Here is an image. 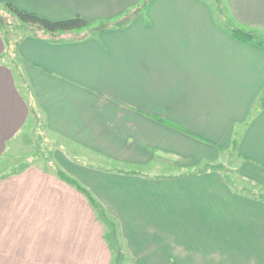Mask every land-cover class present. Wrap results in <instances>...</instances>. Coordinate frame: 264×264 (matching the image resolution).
I'll return each mask as SVG.
<instances>
[{
    "label": "crops",
    "instance_id": "1",
    "mask_svg": "<svg viewBox=\"0 0 264 264\" xmlns=\"http://www.w3.org/2000/svg\"><path fill=\"white\" fill-rule=\"evenodd\" d=\"M0 1L92 24L144 0ZM223 5L264 37V0ZM230 28L209 0H147L89 34L0 30V160L30 119L57 139L47 163L0 169V264H112L101 212L59 172L115 220L131 264H264V197L219 170H144L232 150L239 183L264 187V49Z\"/></svg>",
    "mask_w": 264,
    "mask_h": 264
},
{
    "label": "rangeland",
    "instance_id": "2",
    "mask_svg": "<svg viewBox=\"0 0 264 264\" xmlns=\"http://www.w3.org/2000/svg\"><path fill=\"white\" fill-rule=\"evenodd\" d=\"M209 1L213 5H215L217 18L223 20L224 22L229 23L230 27H234V25L228 20L229 15L226 12V9L223 5V0H209ZM4 4H5L4 2L0 1V30L2 31L4 36H6L7 38L14 37V39H16L18 35L21 33H35L37 31L36 26L22 22L16 14L6 9L4 7ZM111 22H115V21L92 23L91 27L85 31L89 34L98 25L105 23L107 24ZM249 32L252 33L254 36L252 42H255L256 44L260 45L261 48L264 49V37L257 35L255 32H251V31ZM76 34L77 36H79V34L81 35L80 32H77ZM20 80L21 78L17 73V82L19 83ZM30 120L33 121L34 119H30ZM30 120L27 126L23 128V132L19 134L8 145L7 148L8 153L7 154L5 153V155H3V157L0 160L1 163L3 162L5 164H3L0 167V169H3V167H5L4 169L15 170L22 168L24 165L28 164L29 162H37L39 160L46 162V160H52L51 158L52 156H47V155L49 149L51 148L52 145H54L57 139L52 138L53 134L49 135L50 138H48V133L43 132L44 129L41 126H38L37 122L34 125L35 126L34 130L30 129L29 128ZM37 129L41 132H38ZM46 157L48 159H46ZM87 161L89 160H86V163L93 164L92 162L90 161L87 162ZM46 166L48 165L46 164ZM238 166H239V159L235 157V153H233L232 150L231 151L226 150L221 153L217 161L214 162L203 161L197 164H186L183 162L181 163L178 160H174L173 157L171 158L163 155L159 158V161H156V163H150L147 166H145L144 170L156 174L175 173L177 175L183 173L204 172L206 170H219L222 172L224 176H226L231 180V185L236 186V184H238L240 186L239 190L243 191V193L246 194L251 193L253 195H259V197H264V187H261L259 185H252L251 183L250 184L247 183L246 185L243 182L239 183L240 177L238 176L237 173ZM96 202L97 204H99L97 200ZM99 206H100L99 207L100 210L98 209L97 210L100 211L101 214L102 213L105 214L104 217H102L99 214V216H101V219L105 224V234L110 244L114 247L112 264H131V260L125 249L124 241L120 236V231L117 223H115V220L113 218L107 215L102 205L99 204Z\"/></svg>",
    "mask_w": 264,
    "mask_h": 264
},
{
    "label": "trees",
    "instance_id": "3",
    "mask_svg": "<svg viewBox=\"0 0 264 264\" xmlns=\"http://www.w3.org/2000/svg\"><path fill=\"white\" fill-rule=\"evenodd\" d=\"M145 1L147 0H144L136 10L127 12L115 22L98 25L92 31H95V30L98 31V30H102L108 27H121L125 25L129 19H131L135 14H137L138 11H140ZM4 7L8 9L9 11L13 12L14 14H16L22 22H25L26 24H29V25L36 26L37 30L43 31L51 36L53 35L60 36L66 33L86 32L85 30L90 28L92 25L90 22H88L86 19H84L79 14H76L72 17L64 18V19H49V18H46V17H43L37 14L36 12L21 9L11 3H5ZM230 30L233 36L241 41L251 42L254 38L253 34L247 30H243L237 27H231ZM234 147H235V144H233V149ZM59 173L67 182L75 185L77 189H79L82 193H84L89 198L90 203L93 205L95 209L100 210L99 204H97L94 197L91 195V193L86 188L79 185L74 179L70 178L69 176H66L64 173L62 172H59ZM226 179H229V178L226 177ZM101 216L104 217L105 214L102 213Z\"/></svg>",
    "mask_w": 264,
    "mask_h": 264
}]
</instances>
